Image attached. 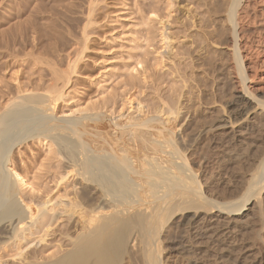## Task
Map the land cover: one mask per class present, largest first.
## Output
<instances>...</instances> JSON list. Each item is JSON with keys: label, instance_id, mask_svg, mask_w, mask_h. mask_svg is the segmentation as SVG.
Instances as JSON below:
<instances>
[{"label": "rangeland", "instance_id": "374dc122", "mask_svg": "<svg viewBox=\"0 0 264 264\" xmlns=\"http://www.w3.org/2000/svg\"><path fill=\"white\" fill-rule=\"evenodd\" d=\"M231 2L0 0V114L26 94L58 92L55 113L80 117L83 139L93 150L121 153L126 149L134 159L147 144L142 135L153 139L156 129L163 128L158 121L162 119L167 126L166 137L173 136L183 159L187 157L205 182L217 165L212 126L240 118L232 110L240 100L241 105L251 106L240 98L230 54L227 11ZM257 6L264 11L262 3ZM21 26H27L26 37L13 38ZM258 75L264 76V69ZM258 77L250 85L257 96H262L264 81ZM95 113L96 120L88 118ZM146 118H154L151 128L127 127ZM22 143L13 148L12 160L28 183L27 187L17 184L27 202L39 205L53 199L57 204L67 195L64 202L69 204L70 197L94 192L105 183L97 171H71L64 154L49 139L28 138ZM137 168L143 172L140 165ZM141 173L134 177L138 183L143 182ZM233 173L229 172L228 183L239 177ZM83 175L99 183L88 184ZM220 187L228 188L217 184L213 190L221 192ZM89 203L95 201L89 199ZM177 231L172 228L161 233L163 261L190 264V243H173ZM128 234L129 230L122 228L104 232V264H144L142 243L129 247ZM71 246V238L57 230L37 248V256L52 259ZM10 254L4 255V264H20Z\"/></svg>", "mask_w": 264, "mask_h": 264}, {"label": "bare ground", "instance_id": "6f19581e", "mask_svg": "<svg viewBox=\"0 0 264 264\" xmlns=\"http://www.w3.org/2000/svg\"><path fill=\"white\" fill-rule=\"evenodd\" d=\"M260 3L264 6V0H232L227 11L230 54L238 78L235 84L240 86V98L251 106L241 105L240 100L232 107L240 118L212 126L217 165L205 182L187 157L183 159L173 136L166 137L162 119L158 121L163 128L156 129L153 139L142 135L147 144L138 153V164L126 149L121 153L93 150L83 139L80 117L55 113L58 92L26 94L0 114V264L9 253L20 264H104L103 234L118 228L129 230V247L142 243L144 264H165L161 233L172 228L178 229L174 245L190 243V264H264V92L257 96L250 85L264 69ZM27 32V26H21L12 35L24 39ZM258 78L264 81V76ZM96 117V113L88 114L89 119ZM152 119L130 122L127 127L151 128ZM133 135L137 137L135 132ZM41 137L58 147L71 171H97L105 183L94 192L70 197L69 204L64 202L67 195L57 204L53 199L39 205L27 202L17 190L18 185L27 187L28 183L14 167L13 148L28 138ZM230 171L239 176L235 182L229 180L231 184L227 182ZM140 173L142 183L134 180ZM83 178L88 184L99 183L92 177ZM215 183L228 188L216 192ZM204 186L214 190L208 189L209 194ZM57 230L71 238L72 246L52 259L37 256V248Z\"/></svg>", "mask_w": 264, "mask_h": 264}]
</instances>
